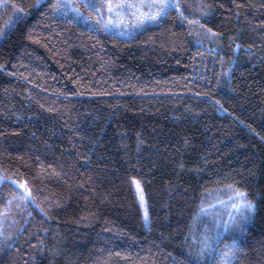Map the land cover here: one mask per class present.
<instances>
[{
	"label": "trees",
	"instance_id": "1",
	"mask_svg": "<svg viewBox=\"0 0 264 264\" xmlns=\"http://www.w3.org/2000/svg\"><path fill=\"white\" fill-rule=\"evenodd\" d=\"M60 6L0 0V264H264V0L130 38ZM226 187L253 209L224 225Z\"/></svg>",
	"mask_w": 264,
	"mask_h": 264
},
{
	"label": "rangeland",
	"instance_id": "2",
	"mask_svg": "<svg viewBox=\"0 0 264 264\" xmlns=\"http://www.w3.org/2000/svg\"><path fill=\"white\" fill-rule=\"evenodd\" d=\"M61 12L74 16L77 21L84 25L97 26L101 23L103 28L111 33L124 38H130L155 24L159 15L163 14L169 7L160 11V5H172L175 0H60ZM95 5L93 8L91 5ZM111 4L113 10L110 12L107 5ZM124 5L125 7H116ZM127 5H155V7H126ZM91 12V13H89ZM159 13V15H157ZM155 16V19H148V16ZM135 180L134 185L136 188ZM140 189H142L139 183ZM143 191V190H142ZM138 200L143 211L145 224L149 223V214L145 219L146 198L143 193L144 203L140 201V196L136 188ZM208 204L211 206L217 219L224 216V225L231 220L245 218L253 209L252 202L247 198L245 193L240 189H231L226 187L223 190H217L208 197ZM249 205L251 207H249ZM219 261L220 264H230L234 245L224 246Z\"/></svg>",
	"mask_w": 264,
	"mask_h": 264
},
{
	"label": "snow or ice",
	"instance_id": "3",
	"mask_svg": "<svg viewBox=\"0 0 264 264\" xmlns=\"http://www.w3.org/2000/svg\"><path fill=\"white\" fill-rule=\"evenodd\" d=\"M91 6L93 8L95 7L94 4L91 5ZM170 6H172V5H160V11L163 12L164 8L170 7ZM116 7L119 8V7H125V6L124 5H117ZM126 7H148V8H152V7H155V5H139V6H137V5H127ZM107 8H108V10L110 12L113 10V7H112L111 4L107 5ZM157 15H159V13ZM155 18H156L155 16H151V15L148 16V19H150V20L155 19ZM136 188H137V191H138L139 196H140V201L143 204L144 203L143 191H142V189H140L138 181L136 182ZM249 207H251V206L249 205ZM145 219H147V210H146V208H145Z\"/></svg>",
	"mask_w": 264,
	"mask_h": 264
}]
</instances>
